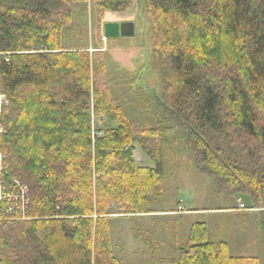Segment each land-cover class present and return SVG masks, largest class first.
Here are the masks:
<instances>
[{"label": "trees", "instance_id": "16d2710c", "mask_svg": "<svg viewBox=\"0 0 264 264\" xmlns=\"http://www.w3.org/2000/svg\"><path fill=\"white\" fill-rule=\"evenodd\" d=\"M86 2L0 0V153L6 176L30 191L29 219L0 223V260L122 264L110 211L152 213L164 196L160 143L172 127L218 195L246 196L264 217V0H143L162 76L156 126L134 124L112 99L103 52L62 46ZM132 3L94 1L99 17ZM103 116L114 127L95 132L93 119ZM134 142L154 168L136 166ZM132 230L135 239L147 234L135 222ZM145 242L154 258L161 243ZM172 263L260 264L209 241L203 222L192 223Z\"/></svg>", "mask_w": 264, "mask_h": 264}, {"label": "rangeland", "instance_id": "374dc122", "mask_svg": "<svg viewBox=\"0 0 264 264\" xmlns=\"http://www.w3.org/2000/svg\"><path fill=\"white\" fill-rule=\"evenodd\" d=\"M94 1L87 0L84 4L76 5L74 9L76 18L62 33L61 44L69 51H86L91 56L103 52L107 56L106 80L112 99L124 108L134 124L156 126L158 117H162L163 113L158 102L162 90V76L151 61L154 32L143 0H133L125 12H108L101 17L96 12ZM127 21L134 23L133 37H104L105 23ZM3 103L5 95L0 91V111ZM93 127L95 132H98L114 127V123L110 117L103 116L93 119ZM165 137V143H160L161 153L165 157V172L162 176L164 196L157 200L153 199L151 208L155 212L186 209L199 212L188 216L179 214L140 219L138 222L147 232L140 242L133 238L128 219H110V237L115 247L124 253L123 264H171L175 246H180V242L175 241V236L178 237L177 240H181L193 222H204L208 230V239L211 242L219 240L227 242L233 256H254L259 259L260 264H264L263 214L249 209L251 204L246 196H238L241 197L240 203L244 206L246 204V209H239L237 196L218 195L212 182L196 171L194 157L183 146L180 133L176 129L172 127L171 132ZM132 146L136 166L156 165L137 143L134 142ZM243 146L246 147V144ZM26 187L29 189L28 185ZM177 202H180L181 208H178ZM219 209L232 210L211 211ZM110 212L117 215L118 209L114 207ZM163 224L168 228L160 235L168 244L164 249L166 257L158 253L153 258L152 249L155 245L145 241L151 239L156 243L154 227L157 229ZM119 249H116L115 253L120 258L122 253Z\"/></svg>", "mask_w": 264, "mask_h": 264}, {"label": "built area", "instance_id": "2783aa9c", "mask_svg": "<svg viewBox=\"0 0 264 264\" xmlns=\"http://www.w3.org/2000/svg\"><path fill=\"white\" fill-rule=\"evenodd\" d=\"M2 159L0 154V223L26 221L29 219V190L19 179L6 176ZM0 264L4 263L0 260Z\"/></svg>", "mask_w": 264, "mask_h": 264}, {"label": "crops", "instance_id": "0c3cea01", "mask_svg": "<svg viewBox=\"0 0 264 264\" xmlns=\"http://www.w3.org/2000/svg\"><path fill=\"white\" fill-rule=\"evenodd\" d=\"M139 166V165H138ZM143 167V166H142ZM144 167H150V168H154V167H151V166H144ZM238 197V196H237ZM240 201H241V197H238V203L240 204ZM177 204H178V208H181V206H180V202L178 203L177 202ZM239 204H238V208H239ZM245 204V203H244ZM245 206H246V204H245ZM250 207V206H249ZM240 209V208H239ZM150 210L152 211V213H150V214H147V215H141L140 217H138V218H133V217H131V216H124V215H111L110 216V218H109V220L110 219H113V218H119V219H128L129 221L128 222H130V227H131V230H132V225H133V222H135V223H138L139 225L141 224V223H139L138 221L140 220V219H143V218H149V217H156V216H159V217H163V216H172V215H181V214H184V215H186V216H188V215H194V214H196V213H198L199 211L198 210H192V209H186V210H183V211H180V210H178V211H176V210H157L156 212L154 211V210H152V208H151V206H150ZM232 209H223V210H211V211H231ZM251 210H253V211H259V210H256V209H251ZM204 223V222H203ZM205 224V223H204ZM191 225H192V223H191ZM190 225V226H191ZM190 226L187 228V231H186V233L184 234V236L183 237H185L186 238V236H187V234H188V232H189V229H190ZM206 227V226H205ZM207 228V227H206ZM168 228H167V226H166V224H163V225H161V226H159L157 229H155V227H154V232H156L155 233V235H154V238H156V240H158V242H160L161 244L159 245V247H158V253H160L161 255L163 254V257H166L165 256V247L167 248L168 247V244L166 243V241H165V238L164 237H161L160 235H161V233H162V231H165V230H167ZM145 231H146V229H144ZM208 231V230H207ZM132 233H133V230H132ZM163 234V233H162ZM133 235V238H134V233L132 234ZM182 237V238H183ZM171 238V237H170ZM177 238L178 237H176L175 236V241L178 243V242H180V244L181 243H183L182 241V238H181V240H177ZM184 238V239H185ZM135 239V238H134ZM209 240V239H208ZM112 241V240H111ZM135 241L136 242H140L141 241V239H139V240H137V239H135ZM210 241V240H209ZM217 242H225V241H223V240H219V241H217ZM176 243V244H177ZM227 245H228V247H229V244L227 243V242H225ZM173 244H175V243H173ZM112 245H113V252H114V255H115V257H117L116 256V253H115V251H116V249H119V248H117V247H115V245L112 243ZM160 247H162V249L160 248ZM176 247H177V245L175 246V249H174V251H173V254L175 253V250H176ZM178 248V247H177ZM120 250V249H119ZM229 250H230V248H229ZM121 251V250H120ZM121 256H120V258L119 257H117L119 260H120V262L123 264V262H122V258H124L125 256H123V251H121ZM175 255V254H174ZM232 255V254H231ZM233 256V255H232ZM236 257V256H235ZM248 257H252V256H248ZM254 257V256H253ZM255 258H257V257H255ZM258 259V258H257ZM172 260H173V258L171 259V264H173L172 263ZM259 260V259H258ZM259 263H260V261H259Z\"/></svg>", "mask_w": 264, "mask_h": 264}, {"label": "water", "instance_id": "95a60500", "mask_svg": "<svg viewBox=\"0 0 264 264\" xmlns=\"http://www.w3.org/2000/svg\"><path fill=\"white\" fill-rule=\"evenodd\" d=\"M135 33L133 22H107L103 25V34L105 38H130Z\"/></svg>", "mask_w": 264, "mask_h": 264}, {"label": "bare ground", "instance_id": "6f19581e", "mask_svg": "<svg viewBox=\"0 0 264 264\" xmlns=\"http://www.w3.org/2000/svg\"><path fill=\"white\" fill-rule=\"evenodd\" d=\"M241 204H242V203L239 204V208H240V209H246V207H245L243 204H242L243 207L241 208V207H240Z\"/></svg>", "mask_w": 264, "mask_h": 264}]
</instances>
